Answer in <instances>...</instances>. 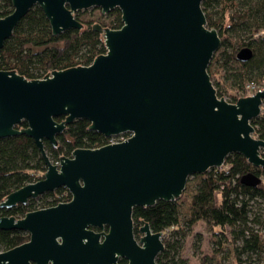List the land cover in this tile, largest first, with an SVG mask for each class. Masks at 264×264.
<instances>
[{"label": "water", "instance_id": "obj_1", "mask_svg": "<svg viewBox=\"0 0 264 264\" xmlns=\"http://www.w3.org/2000/svg\"><path fill=\"white\" fill-rule=\"evenodd\" d=\"M11 2L13 10L0 17V48L34 5L43 10L53 34L82 28L74 12L89 7L103 14L118 8L122 25L93 24L106 51L89 65L31 79L0 69V138L31 137L46 165L39 180L8 193L0 207L25 204L60 187L71 195L22 217L0 216V229L29 235L0 251V264H118L120 258L127 264H157L162 232L143 222L136 238L134 206L176 200L190 175L220 167L233 152L264 168V140L253 136L251 124L261 112L264 89L235 102L217 95L207 67L220 37L206 24L202 0ZM250 55L248 48L238 53L242 60ZM79 118L104 137L131 135L75 148L52 162L44 140L57 145V134ZM22 121L26 126L19 127ZM260 181L253 172L240 177L249 186Z\"/></svg>", "mask_w": 264, "mask_h": 264}, {"label": "trees", "instance_id": "obj_2", "mask_svg": "<svg viewBox=\"0 0 264 264\" xmlns=\"http://www.w3.org/2000/svg\"><path fill=\"white\" fill-rule=\"evenodd\" d=\"M201 6L207 26L215 28L220 37V46L207 67L217 95L224 97L227 90L232 89L235 93L228 95L227 101L235 102L238 97L249 95L248 84H253L254 91L264 87V0H202ZM12 10L11 0H0V17ZM74 16L82 22V28L53 34L40 6H32L0 48V69L15 70L31 79L41 78L55 69L89 65L106 51L103 36L92 28L93 24L113 29L122 25L118 8L88 21L80 19L78 12ZM243 48L251 50L246 60L238 57ZM217 73L219 80L215 78ZM251 124L253 136L264 140V98L261 112ZM22 126H26L25 121L20 123L19 127ZM56 138L55 146L44 140L45 151L53 162L60 156H70L75 148H95L106 143L102 134L89 129V121L85 118L68 124ZM260 154L264 157V148L260 149ZM224 165L226 169L211 167L195 174L194 181L186 182L182 194L189 196V204L184 218H181L177 199L133 207V229L137 238L138 227L143 222H148L153 232L164 234V249L156 256L157 264H187L186 258L180 255L182 240L198 221L229 228L231 242H237L234 248L236 263L258 264L252 258L256 254L255 259H260L264 251V233L254 227L264 223V168L253 166L238 152L228 154ZM45 169L43 157L31 137L25 134L1 137L0 202L8 193L39 180ZM247 172L258 175L260 183L256 186L242 184L240 177ZM70 197L69 191L60 187L29 198L25 204L0 207V216L22 217L28 211L67 201ZM28 239L25 231L0 229V251ZM203 259L201 264H204ZM118 264H127V260L120 258Z\"/></svg>", "mask_w": 264, "mask_h": 264}, {"label": "rangeland", "instance_id": "obj_3", "mask_svg": "<svg viewBox=\"0 0 264 264\" xmlns=\"http://www.w3.org/2000/svg\"><path fill=\"white\" fill-rule=\"evenodd\" d=\"M77 12L80 19L83 21H88L92 20L93 18H98L101 10L99 7H89L86 9L77 10L74 13ZM215 78L219 80L218 73L216 74ZM255 91L250 90L248 93L252 94ZM234 93V90L228 89L224 99L227 100L230 94L234 95ZM220 168H224V166ZM194 175L195 174L190 175L187 181H194L196 179ZM176 201H178L181 218H184L183 215L186 213L189 204V196L181 194V196L177 198ZM254 227L259 229L260 232L264 233V223L262 225L257 224ZM229 230V228L223 229L218 226L207 225L203 221H198L182 240L180 255L183 258H186L187 264H201L202 258H205L203 259L204 264H237L234 257V248L237 242H231L232 238ZM220 232H223L224 236ZM163 236L164 234H162V237ZM262 254L263 257H259L260 259L258 260L255 259V256H257L255 254L252 260L254 259V261H256L258 264H264V251ZM243 258H245V255H243ZM244 264H248V262H245Z\"/></svg>", "mask_w": 264, "mask_h": 264}, {"label": "built area", "instance_id": "obj_4", "mask_svg": "<svg viewBox=\"0 0 264 264\" xmlns=\"http://www.w3.org/2000/svg\"><path fill=\"white\" fill-rule=\"evenodd\" d=\"M247 88L249 90H253L254 89V86L251 83V84H248L247 85ZM258 89H264V87L258 88ZM130 135H131L130 132H121V133L116 134V135H111L109 137H105L106 138V143L105 144L123 141V140H125V138L129 137ZM222 166H224V169L227 168V165L225 166L224 163L220 167H222ZM220 167H217V168H220ZM220 169H222V168H220Z\"/></svg>", "mask_w": 264, "mask_h": 264}, {"label": "flooded vegetation", "instance_id": "obj_5", "mask_svg": "<svg viewBox=\"0 0 264 264\" xmlns=\"http://www.w3.org/2000/svg\"><path fill=\"white\" fill-rule=\"evenodd\" d=\"M62 118H63V117H62ZM62 118H61V119H62ZM61 119H60V120H61ZM16 205H17V204H16ZM95 230H98V229H95ZM104 230L106 231V230H107V227H105Z\"/></svg>", "mask_w": 264, "mask_h": 264}]
</instances>
